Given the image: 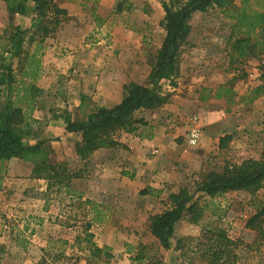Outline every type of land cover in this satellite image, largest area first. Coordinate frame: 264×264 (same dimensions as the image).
Instances as JSON below:
<instances>
[{
  "label": "rangeland",
  "instance_id": "obj_1",
  "mask_svg": "<svg viewBox=\"0 0 264 264\" xmlns=\"http://www.w3.org/2000/svg\"><path fill=\"white\" fill-rule=\"evenodd\" d=\"M56 1L59 3V0ZM69 1L77 5L83 14L79 13L77 17L74 16L62 23L56 33L42 43L40 51L41 54L43 53L40 56L42 75L37 81V86L39 87V82L43 80L47 89L45 92L39 87L43 94L38 98V101L43 102L42 99L47 100L48 96L57 98L58 101L50 108L51 121L45 120L41 125L37 121L33 128L37 134H41L44 138L54 137L46 140L54 152L53 161L57 164L68 163L71 166L69 167L70 172L77 174L78 172H75L78 169L77 161L74 160L75 156L70 154L75 144V137L68 133L69 137L61 138L59 132V128L63 130L62 125H65L64 118L67 114L75 119L84 116V112L79 108L77 111L74 109L71 111L73 115L67 111L70 104H75V99L73 101L75 95L71 91L75 87L71 86L69 78L77 77L76 74H71V71L75 70L79 73L80 70L75 68V49L81 45L83 48L92 49L98 43H102L104 49L114 52L117 60L111 59L108 62L118 69V74L123 78V82H127L126 85L132 82L146 85L152 72V56L161 48L166 33L160 24L165 17L161 0ZM162 1L171 3L178 0ZM233 1L236 7L234 12L225 13L220 10H210L205 14L196 13L193 15L190 21L191 34L181 50L180 76L172 83L165 82L160 92L163 96H168V103L163 108L150 113L142 112L136 116L137 119L144 118L149 123V130L146 132V135L149 136L155 135L160 126L169 124L176 128L184 122V126L189 130L190 119L183 121L184 118L175 114L174 111L171 113L164 111L165 107L174 104V107L182 106L181 108H183L185 105L186 110L192 109L196 105L197 97L202 101V97L209 94L213 96L219 87L233 86L236 94L230 98V102H227L226 99L218 100L211 97L209 99L217 100L216 105L225 111L227 118L231 116L234 122L229 126L228 134L224 136L230 137L225 141L226 148L219 152V155L212 152L210 156L213 161L219 159V163L215 162L213 166L214 169L218 167V171H221L226 165H240L246 160H261L264 157V96L255 100L251 105L240 101L241 97L248 95V90L261 83L264 54H261L257 59H249L240 57L239 51L233 49L236 41L242 38L260 39L261 27L256 25L255 28H252L247 23H241L240 19L246 16L264 15V0ZM102 4L105 9L104 15L99 14ZM3 10L5 11L3 4H0V55L10 47V30H8L10 21ZM30 15L32 16L28 13L27 16L14 18L13 22L16 26L19 25L24 30H28L31 27ZM23 49L27 53H33L37 50V46L25 44ZM3 54L8 58L7 63H12L17 69L18 60L11 58V55L5 52ZM67 63H69L68 68L65 66ZM17 75L20 81L19 71ZM123 88L121 90L122 99ZM109 93L110 97L106 99L104 94L101 102H93L87 97L89 101L85 102V111L88 112L97 106L108 105L111 107L116 102L113 100H117V97L115 92ZM178 96L182 99L178 101L180 103L175 104V101L179 99ZM81 97L82 95L80 101ZM50 104L53 103L50 102ZM54 120L57 123H53ZM199 126L201 125L199 124ZM151 127L153 128L151 129ZM144 129L145 126L141 127L139 133ZM14 163L19 165L18 169L24 167V170L28 171L25 168L27 167L26 163L21 161H14ZM75 166L76 170L73 169ZM85 167L87 168V164L85 165L83 162V165L81 164L82 173L87 172ZM206 172L192 175L189 182L183 187L188 186L190 191H194L195 182L201 181V176ZM56 190V188L53 189V191ZM58 202L62 204V201ZM163 203L159 205L156 200V206H159L158 210L164 209ZM205 203L211 204L206 208V212L202 213V218L197 224L184 221L179 225L173 240V247L170 250H165L152 236L149 229V217L143 221L145 216H140L141 209L137 208V205L127 202L126 208H121L122 210L114 213V221L111 222L113 227L110 232L113 241L116 239L115 243H117L112 244L111 248L107 246L106 250L104 249L105 252L102 249L101 253L94 255L92 248L94 240L88 238L90 234L84 230L83 233L82 230H77L79 235L83 234L78 239L79 246L67 247V255L64 258L48 260L50 264H82L84 260H89L92 264H139L136 259L138 256H142L144 258L142 264H208L201 258V249H203L201 243L205 242L206 231L208 229L212 231L225 229L233 243L229 248L235 258L234 264H264V240L259 238L255 231L246 227L248 220L264 207V189L255 193H229L215 200L206 199ZM13 204L17 205L15 201ZM66 208L64 207L67 213L63 215L64 222L73 223L84 214L79 209L75 214H69V211L75 209L66 210ZM155 210L157 211V208ZM10 220L18 221L13 218ZM4 232L8 233V230H0V233ZM177 247H180L179 251ZM11 252L8 245L0 248V259L4 260L3 264H13L10 258L8 259ZM108 255L110 256L108 257Z\"/></svg>",
  "mask_w": 264,
  "mask_h": 264
},
{
  "label": "trees",
  "instance_id": "obj_2",
  "mask_svg": "<svg viewBox=\"0 0 264 264\" xmlns=\"http://www.w3.org/2000/svg\"><path fill=\"white\" fill-rule=\"evenodd\" d=\"M9 13V45L4 51L17 59V69L12 63H7L4 52L0 61V161L21 160L32 165L35 178L44 179L48 189L64 191L77 198L78 192L71 187L72 180L79 173L70 172L67 164H57L53 161V150L47 141L33 145L25 143L27 138H36L33 126L37 120L33 113L37 107L38 98L43 94L37 86L42 75L40 53L44 41L56 33L62 23L69 20L68 13L62 9L56 0H4ZM165 17L160 23L166 35L163 44L152 56V72L146 85L130 83L125 85L123 99L120 104L111 108L95 107L85 111L87 97H81L79 110L84 112L80 119L73 120L70 115L64 118L65 130L74 135V150L78 158L87 164L93 153L101 149L119 146L118 136L121 133L152 137L146 135L149 123L137 119V114L144 111H154L163 108L168 103V96L160 92L165 82H174L181 71V50L191 34L190 21L194 14H205L210 10H220L225 13L234 12L233 0H178L166 3L161 0ZM32 14L31 27L24 30L14 24V17ZM232 15V14H229ZM96 18V16H95ZM241 23L250 27H261L259 38H242L236 41L233 49H237L240 57L257 59L264 54V15L243 17ZM7 30V31H8ZM25 44L37 46L33 53H27ZM20 73V81L17 72ZM261 83L248 90V95L240 101L251 105L264 96V67L261 68ZM236 94L233 86L219 87L213 96L202 97L206 102L211 98L226 99ZM236 103V102H235ZM234 103V104H235ZM91 106V104H90ZM89 106V107H90ZM144 131L139 133L141 127ZM147 127V128H146ZM153 127H151L152 129ZM230 137L220 139L219 148H226L225 141ZM201 181L195 182V190L188 186L181 187L177 193L171 194L164 203L162 213L150 216L149 229L160 246L165 250L173 247L175 227L182 221L197 224L202 213L211 204L206 199L215 200L234 192L255 193L264 189V157L261 160H246L240 165H226L221 171H207L201 176ZM204 202V204H203ZM97 213L95 221L99 222ZM246 227L255 231L264 240V207L251 217ZM210 234V236H209ZM201 258L208 264H234L235 261L229 246L233 245L225 229H208L205 234ZM88 238H91L89 236ZM179 243V241H178ZM79 246V244L77 243ZM94 255L102 250L93 245ZM180 250V247H177ZM110 255H108L109 257ZM65 256L63 255L62 258ZM136 261L142 264L144 258L138 256Z\"/></svg>",
  "mask_w": 264,
  "mask_h": 264
},
{
  "label": "crops",
  "instance_id": "obj_3",
  "mask_svg": "<svg viewBox=\"0 0 264 264\" xmlns=\"http://www.w3.org/2000/svg\"><path fill=\"white\" fill-rule=\"evenodd\" d=\"M0 4H3L5 9L3 12L9 21L10 16L4 0H0ZM58 4L67 11L69 19L77 17L79 13L83 14L77 5L70 3L69 0H59ZM99 14H105L103 4ZM17 17L20 16L14 18ZM75 52V68L80 70L79 73L71 71V74H76L77 77L69 78L71 86L75 87L71 89L75 95L73 98L75 104H70L67 111L78 110L81 95L89 97L93 102H101L104 94L108 99L109 92H115L117 100H113L116 102L111 107L118 105L122 101L121 90L127 82H123L118 69L108 62L111 59L117 60L114 52L104 49L102 43H98L92 49L83 48L81 45ZM67 65L69 63L65 65L68 68ZM126 76L128 77V74ZM44 84L43 80L39 82V87L45 91L47 88ZM48 98L47 100L43 98V102H37L33 117L39 121V125L45 120L51 121L50 108L58 101L54 97ZM177 98L179 99L175 104L180 103L178 101L182 99L179 96ZM208 101L202 102L197 97L196 105L192 109L186 110L185 105L183 108L174 107V104L164 109L169 111L168 113L174 111L175 114L182 116L183 121L199 118L203 134L197 147L188 144L186 134L188 129L184 122L176 128L170 124L160 126L152 137L121 133L117 138L119 146L93 153L87 161V168L85 167L87 172L82 173L83 161L74 152V144L70 154L75 156L78 169L76 166L73 169H77L75 172L79 174L72 180L71 187L78 192L77 198L63 190H49L46 180L33 176V167L29 163H26L25 168L28 169L26 171L24 167L18 169L19 165L14 163L21 160L0 161V230H8V233H0V248L6 245L11 248L12 252L8 259L10 258L13 264H50L48 259L62 258L63 255H67V247L77 245L78 239L83 235H79L77 230H82V233L84 230L90 234L94 245L100 250L107 246L111 248L112 244L117 243L116 239L113 241L110 232L114 213L126 208L127 202L141 209L140 216H145L143 221L162 213L168 197L186 185L192 175L212 171L215 162L219 163V159L213 161L210 156L212 152L219 155L223 150L219 148L220 139L228 134L229 126L234 122L231 116L227 118L225 111L216 105L217 100ZM71 114L73 115L72 112ZM72 119L77 120L74 117ZM53 123L57 122L54 120ZM62 126L63 130L59 128L60 137H69L65 125ZM51 138L54 137L44 138L37 134L36 138H27L25 143L33 145ZM67 165L68 168L71 167L68 163ZM214 170L218 171V167ZM156 200L159 205L164 202L163 210H158ZM13 201L17 205H14ZM58 201H62V204ZM67 206L69 207L66 208ZM64 207L66 210L75 209L69 211V214H75L78 209L84 214L81 213L83 216L73 223L64 222L63 215L67 214ZM97 213L100 214L99 222L95 221ZM11 218L18 221H12ZM183 222L176 225L175 236L177 228ZM121 236L125 238L123 234ZM3 261L0 259V264H3Z\"/></svg>",
  "mask_w": 264,
  "mask_h": 264
},
{
  "label": "built area",
  "instance_id": "obj_4",
  "mask_svg": "<svg viewBox=\"0 0 264 264\" xmlns=\"http://www.w3.org/2000/svg\"><path fill=\"white\" fill-rule=\"evenodd\" d=\"M197 118L190 120V128L187 134V141L191 147L199 146L202 138V127L199 126ZM82 264H92L89 260H84Z\"/></svg>",
  "mask_w": 264,
  "mask_h": 264
}]
</instances>
